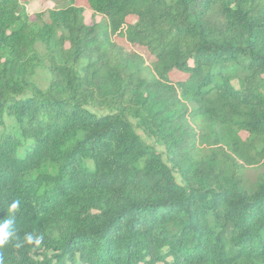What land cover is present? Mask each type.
I'll list each match as a JSON object with an SVG mask.
<instances>
[{"label":"trees","instance_id":"16d2710c","mask_svg":"<svg viewBox=\"0 0 264 264\" xmlns=\"http://www.w3.org/2000/svg\"><path fill=\"white\" fill-rule=\"evenodd\" d=\"M32 1L0 0L3 264H264V0Z\"/></svg>","mask_w":264,"mask_h":264},{"label":"rangeland","instance_id":"374dc122","mask_svg":"<svg viewBox=\"0 0 264 264\" xmlns=\"http://www.w3.org/2000/svg\"><path fill=\"white\" fill-rule=\"evenodd\" d=\"M53 7L54 3L51 1H43V0H34L32 1L28 6V12L29 14L34 17L35 14L37 12L43 11L46 8L49 7ZM86 18H87V22L88 23H93L94 18H93V14L91 11H87L86 12ZM98 21H101L102 18L101 17H97L96 18ZM137 50L144 55V57L146 58L147 62L150 63L153 60V57L151 55H149L148 51L144 48H137ZM37 83L41 88H46L49 84V80H50V74L47 68H43L40 69L37 77H36ZM264 166V161L258 165V167ZM256 168V167H255ZM255 172V171H253Z\"/></svg>","mask_w":264,"mask_h":264},{"label":"clouds","instance_id":"9594fccd","mask_svg":"<svg viewBox=\"0 0 264 264\" xmlns=\"http://www.w3.org/2000/svg\"><path fill=\"white\" fill-rule=\"evenodd\" d=\"M18 207L19 201H13L9 206V210L14 212L16 209H18ZM12 225L13 221L11 219L5 221L3 224H0V247H3L16 237V231ZM27 239L29 242H32L35 237L29 235ZM0 264H3L2 255H0Z\"/></svg>","mask_w":264,"mask_h":264}]
</instances>
